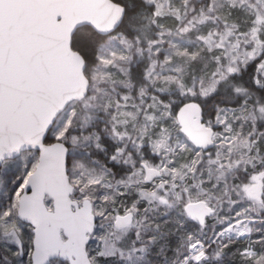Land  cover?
Here are the masks:
<instances>
[{"label": "snow or ice", "instance_id": "obj_1", "mask_svg": "<svg viewBox=\"0 0 264 264\" xmlns=\"http://www.w3.org/2000/svg\"><path fill=\"white\" fill-rule=\"evenodd\" d=\"M0 264H264V0H0Z\"/></svg>", "mask_w": 264, "mask_h": 264}]
</instances>
